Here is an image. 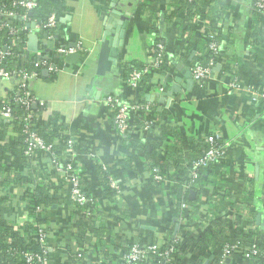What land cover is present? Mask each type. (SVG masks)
I'll return each mask as SVG.
<instances>
[{"label": "crops", "instance_id": "1", "mask_svg": "<svg viewBox=\"0 0 264 264\" xmlns=\"http://www.w3.org/2000/svg\"><path fill=\"white\" fill-rule=\"evenodd\" d=\"M48 1L55 2L51 13L57 21L56 34L51 37V30L32 18L31 11L20 16L28 29L20 61L27 59L32 66L39 60L53 61L61 66L55 73L46 66L26 69L36 72L28 79L35 97L32 106L37 119L49 123L53 132L62 131L66 139L75 140L72 160L96 210L89 219L83 217L70 197L65 170L46 168V154L24 161L14 145L18 134L7 125L0 135V162L8 166L0 171V218L13 227L34 222L23 198L26 191L51 202L43 215L49 264H112L129 244L164 246L174 240L189 242L180 264H212L218 240L232 227L247 222L245 229L257 233L258 213L254 216L251 210L259 208L264 183V14L254 9L253 0L216 1L219 18L213 26L220 41L219 58L206 82L193 81L190 86L178 65L190 72V61L199 53L190 52L188 33L167 17L174 11L170 0ZM193 20L197 35L204 38L207 23L201 25L198 17ZM119 21L126 25L117 62L98 73L105 25L114 31ZM77 41L83 49L76 62L56 54L58 42ZM157 43L169 60L167 73L153 64ZM125 64L144 70L142 95L133 96L125 84ZM233 79L240 88L230 85ZM17 82L16 77L0 79V102L16 94ZM161 86L163 91L158 92ZM108 95L146 102L156 110L155 118L162 115L167 129L155 128L144 139L119 134L105 101ZM213 133L231 145L224 159L203 172V185L188 191L196 201L185 202L182 209L170 191L177 170L172 158L180 153L186 166L201 153L203 137ZM139 144L144 151L136 148ZM153 164L166 172L165 182L150 179ZM105 178L117 188L109 183L115 191L111 196L105 191ZM209 230L223 233L213 237ZM238 257H228L225 264H248Z\"/></svg>", "mask_w": 264, "mask_h": 264}, {"label": "built area", "instance_id": "2", "mask_svg": "<svg viewBox=\"0 0 264 264\" xmlns=\"http://www.w3.org/2000/svg\"><path fill=\"white\" fill-rule=\"evenodd\" d=\"M14 4L20 6L21 8L32 11L38 7V0H15ZM253 6L256 11L261 14H264V0H253ZM5 15L12 16V11H5ZM198 21V20H197ZM205 24V21H203ZM40 25L51 30V37L55 36V29L57 27V21L53 13L46 15L44 22ZM7 26V24H5ZM26 29V28H23ZM18 30L9 27V34L13 35L11 39L12 44H16V40L19 37ZM203 36L207 38V47L211 50L213 57H211L204 64L197 63L190 68L191 78L197 84H203L206 82L212 74L213 67L215 66L216 61H218L220 53V41L218 35L215 31L205 30ZM8 49V47H7ZM7 49L0 50V79L7 80L11 78H17L16 94L12 98L2 100L0 106V122L2 120H9L12 117V106L16 103V106L22 107L25 110V114L22 117L23 121V132L25 133V149L23 154L25 158L29 161H32L34 158H39V152H47V166L46 168H55L63 169L66 172V177L70 185V197L74 201L75 206L82 210V215L85 218L92 217L95 213V202L93 196L86 193L82 185L81 173L77 167H75L72 160V152L75 143L73 138H68L65 143L63 151L55 155L50 147V144H46L44 140L34 131L31 130L30 124L31 119L37 117L36 114L28 110L29 106L35 102V97L31 93L30 88L28 87V79L33 76L36 72H28L26 69L21 67L16 68H7L3 65L5 56L10 54ZM83 49L82 42L77 41L73 45H67L64 42H58L56 44L55 52L61 57H64L67 54L81 52ZM20 52L23 51L19 49ZM154 57L153 64L159 66L164 57L163 46L161 44H155L153 49ZM19 54H15L16 58H19ZM215 57V58H214ZM34 68H39L41 66H46L50 72H57L61 70V66L54 63L53 61L47 62L44 60L35 61L33 63ZM144 77V70L140 68L133 67L129 76L126 80V85L135 90L141 85L142 78ZM232 87L240 88L239 83L236 79H233L230 83ZM163 87H159L158 92H162ZM264 98V94L262 95ZM106 103L112 113V122L115 127V130L119 134H129L134 133V136L144 139L146 138L158 125V119L152 116L150 113V106L144 103H130L125 100H120L113 95H108L106 97ZM141 112V125L135 127L131 123L132 114ZM203 148L201 153L196 157L190 159L187 163L189 166V176L187 181L183 184L184 188H190L193 186L192 183H195L196 179L201 177L199 170L203 169L207 171L210 166H213L219 163L226 156L230 141L224 139L220 134H206L203 137ZM150 179L155 183H163L167 180V174L163 171L159 165H151L150 167ZM110 186L114 189H117L109 179ZM197 187V185H195ZM199 186V185H198ZM184 203L181 204V208H185ZM186 217V214H184ZM37 235L40 242V251H26L22 252V258L26 264H49L48 262V253L46 245V229L41 222L36 224ZM176 241L166 243L164 246H161L155 242H142V243H132L129 244L121 256L113 262L112 264H138L140 262H147L150 264H171L175 249L173 247ZM259 247L257 246L255 240L250 242V244L243 247L242 242L239 240L226 242L221 247L220 254L212 262V264H225V260L228 257L233 256L234 254H240L243 259L250 260L252 257L259 253ZM78 254L77 256H79Z\"/></svg>", "mask_w": 264, "mask_h": 264}, {"label": "trees", "instance_id": "3", "mask_svg": "<svg viewBox=\"0 0 264 264\" xmlns=\"http://www.w3.org/2000/svg\"><path fill=\"white\" fill-rule=\"evenodd\" d=\"M15 0H0V50L7 49L10 54L5 56V59L3 61V65H5L7 68H16L21 67L24 69H29L32 66V63L24 59L20 61V55L22 56V52L19 51V49L24 48L25 44V38H26V32L27 28H24V23L19 21L20 16H27L29 14V11L21 8L20 6H17L14 4ZM216 1L217 0H170L171 5L174 7V11L171 13V15H167V17L170 19H173L177 24L182 28V31H186L188 33V39L186 40L187 45L189 46L190 52L193 50L196 53H199L198 56L194 55L193 58L190 61V66H194L197 63L204 64L207 62L211 57H213V54L211 50L207 47V38L204 36V38H201L197 35V23L194 22V18L198 17L200 20V24L204 25L202 22L205 21V26H207V30L215 31V28L213 26V21L217 20L219 18L218 12L216 10ZM55 2H49L48 0H38V7L36 9H33L31 11V17L36 19V21L40 24L44 22V18L46 15L50 14L52 12L51 6ZM5 11H12L13 15L8 16L5 15ZM7 24V26H5ZM9 27H12L19 33V37L16 40V44L11 43V39L13 38V35L9 34ZM46 30V28H45ZM206 30V31H207ZM47 31V30H46ZM49 33V32H48ZM160 43V42H158ZM15 54H19V58L15 57ZM165 54V53H164ZM188 58L184 57L183 59L186 60ZM215 58V57H214ZM140 68L138 65L134 64H125L123 67V80L126 84V80L129 76V73L131 72L132 68ZM158 68L163 72L167 73L169 72V60L163 57L162 62L159 64ZM144 77L141 81V86L133 91L134 95H142L143 89L145 87ZM15 96H10L11 98ZM115 97V96H113ZM130 103H144L146 102H139L136 99H130L125 100ZM1 106V103H0ZM154 109V108H153ZM150 110V113H152V116H155L156 110L154 109ZM28 110L36 114V110L33 108L32 104L29 106ZM113 112H111L112 115ZM157 113V112H156ZM25 114V110L22 107L16 106V103L12 106V117L9 120H2L0 122V135L2 133V129L7 128V125H12L13 130L16 131L18 134V140H16L14 145L18 146L17 148L20 150L19 153L21 154V157L26 161V158L23 154V151L25 149V133L23 132V121L22 117ZM142 113L137 112L135 114H132L131 117V123L137 127L141 125V118ZM113 116V115H112ZM158 117V125L156 126L163 132L167 129V127L164 125V121L161 119L162 115L159 113ZM160 119V120H159ZM31 130H34L43 140L46 144H50L51 151L58 155L60 154L66 143L67 136L62 133V131H56L53 132V127L47 123L42 122L41 120L37 119V117H34L31 119L30 124ZM163 134V133H161ZM129 135V134H127ZM134 136V133L129 135L130 140H132V137ZM55 137L57 140L54 143L52 138ZM139 144L137 145V149H142L144 151V145ZM13 148V149H17ZM180 148L177 147V151ZM173 153L176 152L172 151ZM178 153V152H177ZM42 154H46V151L39 152V156ZM175 154V153H174ZM198 155V154H197ZM197 155L193 156L196 157ZM192 157V158H193ZM182 156L180 153L175 154L172 158V161L175 163V166L177 167L176 174L173 176V183L170 188L171 194L173 195V200L175 201L176 205L179 206L182 203L187 202L188 204H192L196 201V199H190L188 195L189 190L196 189L197 187L195 185L202 184V176L197 178L195 183H192L193 186L190 187V189H183V184L187 181L189 176V166H184L182 163ZM159 165V164H155ZM161 165H159L160 167ZM5 168H8L7 165H4L0 162V171H4ZM161 168V167H160ZM208 170V169H207ZM201 175L205 170L201 169L199 170ZM109 179V178H108ZM105 191L109 196L115 193L114 190L109 186V180H106L105 178ZM203 185V184H202ZM84 190V189H83ZM85 191V190H84ZM196 191V190H195ZM88 193L87 191H85ZM258 193V192H257ZM250 194L252 197L255 196L256 192L254 190L250 191ZM260 197L258 199L257 207H255L253 210H251V213L255 216L257 213L261 214L262 223L255 225V222L252 220V224L255 225L256 231L245 229V227L249 224L247 222L240 223V226L236 228H231L229 235H223L221 239L218 240V243L216 244V253L215 256L217 257L221 252V247L226 243L230 241H236L239 240L242 242L243 247L250 244V242L254 241L256 242L257 246L259 247V253L252 257L250 260H246L248 264H264V183L262 185V189L259 192ZM28 203V215L33 216L34 222L25 221L22 226L13 227L12 224H9L6 220L0 218V264H26L24 262V259L22 258V252L26 251H40V242L37 235V227L36 224H40L43 222V215L45 214L44 208L50 207L51 202H49L44 197H40L37 193L33 192H24V196ZM232 223V222H231ZM223 233V231L218 230V232H212V230H209L210 236L213 237L219 236L220 233ZM219 238V237H218ZM217 238V239H218ZM188 241L184 242L183 244H179L178 240L174 243L173 247L175 249V253L173 255L171 264H180V254L184 250L185 245H188ZM48 251V250H47ZM48 253V252H47ZM236 255V254H234ZM239 256V257H238ZM237 257L240 259V261H243V258L240 254L237 253ZM245 261V260H244ZM73 264H78L77 262ZM138 264H147V262H140Z\"/></svg>", "mask_w": 264, "mask_h": 264}, {"label": "water", "instance_id": "4", "mask_svg": "<svg viewBox=\"0 0 264 264\" xmlns=\"http://www.w3.org/2000/svg\"><path fill=\"white\" fill-rule=\"evenodd\" d=\"M31 14V12H30ZM111 19V18H109ZM109 22V21H108ZM120 22V21H119ZM125 22H120L117 25V28L112 31L111 26L108 24L105 25V30L103 32V36L101 39L99 56H98V73H102L105 70L109 69L111 64H116L117 55H118V47L123 43V37L125 33ZM80 57V54L70 53L65 55V61L68 63L76 62ZM181 71H183L185 77L187 78V84L190 86L193 83V79L191 78V73L188 71H184L181 65H178ZM256 224L261 222V216L258 213L255 217Z\"/></svg>", "mask_w": 264, "mask_h": 264}]
</instances>
